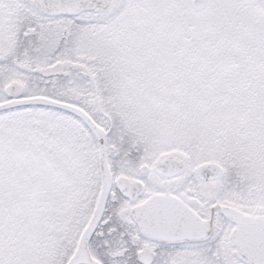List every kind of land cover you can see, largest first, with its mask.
<instances>
[{
  "label": "snow or ice",
  "instance_id": "obj_1",
  "mask_svg": "<svg viewBox=\"0 0 264 264\" xmlns=\"http://www.w3.org/2000/svg\"><path fill=\"white\" fill-rule=\"evenodd\" d=\"M0 264H264V0H0Z\"/></svg>",
  "mask_w": 264,
  "mask_h": 264
}]
</instances>
